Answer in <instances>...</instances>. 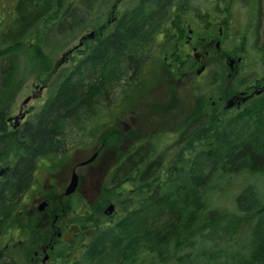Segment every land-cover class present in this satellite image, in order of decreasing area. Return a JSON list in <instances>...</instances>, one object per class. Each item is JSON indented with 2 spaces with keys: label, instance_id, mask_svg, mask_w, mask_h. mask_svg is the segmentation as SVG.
<instances>
[{
  "label": "trees",
  "instance_id": "16d2710c",
  "mask_svg": "<svg viewBox=\"0 0 264 264\" xmlns=\"http://www.w3.org/2000/svg\"><path fill=\"white\" fill-rule=\"evenodd\" d=\"M108 1L0 0V167L8 166L0 176L4 228L17 194L34 181L38 159H59L74 127L92 135L93 116L114 84L127 83L122 103L142 80L145 40L169 31L161 26L172 4L130 1L107 35H100L98 26L95 37L84 40L86 51L76 64L52 65L43 48L47 42L53 41L54 52L61 50L82 32L86 15L95 13L99 21ZM248 25L251 36L243 25L240 43L253 35L263 62L261 21ZM240 43L219 57L243 58ZM39 71L51 73L42 116L37 110L21 128L8 131L10 97ZM217 76L213 83L224 78L222 72ZM238 83L242 87L245 81ZM196 98L173 132L128 134L134 141L117 149L99 198L90 208L74 210L70 223L76 227L68 239H57L52 264H264V94L239 109H221L203 94ZM110 202L114 212L108 220L103 208ZM28 228L34 244L38 228ZM0 264L18 261L0 247Z\"/></svg>",
  "mask_w": 264,
  "mask_h": 264
},
{
  "label": "rangeland",
  "instance_id": "374dc122",
  "mask_svg": "<svg viewBox=\"0 0 264 264\" xmlns=\"http://www.w3.org/2000/svg\"><path fill=\"white\" fill-rule=\"evenodd\" d=\"M212 1L213 0H192L190 4L187 3L189 9L186 11L184 9L183 12H179V14H182V16H186L188 14L186 18V24L190 25V28L194 29L191 34L192 41H195L196 37L199 35L211 36L212 34L217 33L220 25H218L217 22L211 23L207 21L208 18H214L216 14H210L207 16V18L203 19H195L192 17L195 16V11H191L190 9V6L194 5L196 9H202L203 12H205L208 7L211 8V4L214 2ZM127 2L130 3V0H122V2L117 5V0H109L101 8L100 15L98 17L99 21H94L96 16L95 13L91 15L89 13L86 15L85 24L81 30L82 32L77 34L75 39L61 50L54 52L53 41L50 43L49 40L46 45L49 43L50 44L48 46L45 45L43 48L45 49V47H47L45 51L47 53H51L49 57L52 60V65H55L57 61L60 60L62 52L78 42L79 37L82 34L89 32L92 29L94 30V33H97L98 29L96 28L98 26L102 28L101 31H108L114 24V21H112L110 24H107L106 20L111 17V13L113 15L120 14L121 7L124 8ZM132 2L134 1L132 0ZM96 8L98 7L96 6L95 9ZM171 13L173 14L174 12L172 11ZM83 16L85 15L83 14ZM105 23L106 26L104 25ZM222 26L224 27V30L222 36L220 37L221 52L230 53L234 51V47L240 43L241 39L239 38V34L243 29V23L230 21L226 23L228 30H225V25ZM168 29L170 32L173 31V37L175 38L177 35L174 30H172L171 27H168ZM161 31L162 33L159 34L160 36L156 35L154 32L153 35L145 40V52H148V57H145L147 62L144 72L141 74L142 80L138 85H136V87L134 86L135 88L133 87L131 91H128L129 93L127 96H125L126 99L122 101V103L120 101L123 98V89H128L127 83L121 80L119 84H114V89H111V91L108 92V100L103 101L104 105L100 104L98 108L99 111H97L93 116V123H95L94 133L87 136L81 130H78L74 127V129H72V131L66 136L67 139H65L64 142L67 146L66 151L61 157L58 156L59 159L46 157L38 159L34 173L35 178L39 180L36 182L37 186L33 181L32 185L24 194V200H18V202L20 201V208L24 213L28 212L31 202L38 196V185L40 187L39 190L42 192H49L50 190L48 188L51 186V184L53 185V190L58 188V192H60L61 184L58 185L57 180L55 181V179H58V181L59 179L62 180V177L65 176V173L69 174V167L73 162L78 161L79 158L91 156V154L94 152V146L98 145L101 139H106V143L108 144L107 146L109 147L110 151L107 155L108 163L102 172L103 177L101 176L102 178H100L99 182L93 180L94 185L97 186L104 182V176H106L105 174L108 173V168L111 167L116 156V141L119 139V132H122V135L126 136V138L128 134L131 135V137H134L133 135H135L136 132L151 133L162 130L173 132V130L178 125L176 122L180 123V121L183 120L184 112L187 114L194 105H197L198 100L196 96L203 94L207 101L214 100V103L217 101V106L220 107L221 103L218 101V96L225 89H233L234 87L232 86H235L239 80H242V82L245 81L247 83L253 76L260 77L264 72V66L261 64V56L258 55L254 49L253 36L248 40V42L246 41L244 43H240L242 47L245 46V54L243 58L241 56L240 60L234 61L235 66L233 70H230V73L231 71L233 72L228 80L226 76L227 72H229V66L226 63L225 56L219 57V53L202 56L205 63L204 69L200 73H196V68L199 67V64L195 62L194 55L188 51L180 55L171 53V46L169 43L172 42V40L166 41L164 38H166L165 36L167 33H165L163 29ZM183 41L184 37H181L180 40H177V42L180 43ZM58 44L59 42L55 43V45ZM156 46H159V49H157ZM85 51L86 49L84 45L79 49H74L72 52H70L69 58L67 57L68 55L65 56L62 64H60L61 67L67 68L73 66L76 64L78 59L83 57ZM160 53H164V55ZM185 56L186 63L179 69L177 63L180 61V58ZM234 58L236 59V56H234ZM221 61L223 65L221 64ZM199 63L201 64V62ZM183 72H187L186 75L183 76ZM221 72L224 74V78L217 81L216 83H213L215 81L214 78L218 77L217 73ZM50 76L51 73L49 71H39L38 75L32 74L28 76L25 81H23V83L15 89L14 95L11 96L12 98L10 97L11 101L9 103L10 106L8 107V113L11 115H17L19 109L24 110L26 108H31L30 110L32 111L28 115L27 120L30 119L33 113L36 112L41 105H43V102L47 97V90L49 88H45V85L49 81ZM177 80L180 81L176 85L175 81ZM88 81L89 80H86V82ZM41 84H44L43 88L45 89H42V93H39V87ZM26 96H29V99L26 103L22 104V101ZM124 124L128 126L126 129L121 128V125ZM109 138H111V141ZM133 141L134 140L127 138V143L124 145V148H126V146ZM101 152H103V150ZM93 164H95V162H93ZM82 169L79 167L76 170L77 172L82 173ZM52 174L58 175L49 179ZM48 181H50V185H47ZM93 195L94 197H92ZM87 196L89 198L87 199L89 207L86 208H90L93 202L99 198L100 194H97L96 189L90 194H87ZM68 200H71V202L69 201L71 209L66 210L65 217H71L74 213V210L77 209V211H79L81 210V207H84V198L79 195L70 197ZM13 202L14 201L10 199V196L7 197V205H10L11 207ZM13 215V217L7 218L8 227L5 228L4 226L2 227L3 223L0 217V228L2 227L0 235V247L8 253L14 254L18 264H26V255H31L34 248L33 245L38 242V240L36 241L33 239L34 244H32L31 237L33 232H30L31 230L28 228V225L30 224V227H35L37 229V219L32 217L30 222L28 220L26 221V223H28L26 228L27 231H24L23 234H19L21 236L22 243L18 244V240H10L12 231L9 230L13 227L11 225H16V223L20 218L22 219V217H19V215L16 216L15 213H13ZM24 219L26 218L24 217ZM71 226L72 225H70V227ZM36 232L40 231L37 229ZM68 233L71 232L66 230L64 236L69 238ZM16 237L18 238V235H16ZM5 244H7L6 247ZM53 262H55V259H52L51 263Z\"/></svg>",
  "mask_w": 264,
  "mask_h": 264
},
{
  "label": "flooded vegetation",
  "instance_id": "af4514ba",
  "mask_svg": "<svg viewBox=\"0 0 264 264\" xmlns=\"http://www.w3.org/2000/svg\"><path fill=\"white\" fill-rule=\"evenodd\" d=\"M130 1L132 2V0ZM133 1L135 2V0ZM213 1H212L213 3L211 4V8L208 7V9L205 12H203L202 9H198V8L196 9L194 5L190 6L191 11H195V16H192L195 19H201V18L203 19V18H207V16L210 14H216V16L212 18L213 20L208 18L207 21L211 23L217 22V24L220 25V27L217 30V33L212 34L211 36L199 35L198 37H196L195 41L191 40L192 38L191 34H192V31H194V29L190 28V25L186 24V21H187L186 18L188 14L186 16H182V14L178 15V12H183L184 9L185 11L189 9L187 3L190 4L192 0H164L163 1L166 4H172L173 7H175L174 9H172L174 13L173 14L171 13V15L166 16L167 21H166L165 26H161L162 28L171 27V29L174 30V32L177 35L174 38L173 31L165 32L167 34L165 36L166 38L164 39L166 41L172 40V42L169 43L171 46L170 52L173 54H177V55L186 53L187 51L189 53H192L194 55V60L197 64H199V67H200L199 62H201V64L202 63L205 64L202 56H208L209 54H213V53L214 54L219 53V55L223 54L221 52V43H220L221 41L220 37L222 36L223 30H224V27L222 25H225V30L226 29L228 30V26H226V23L230 21H236L238 23L242 22L244 27L249 30L248 32H250L248 36H251V32H252L250 31L252 28L248 25V22L251 21L253 23H256L258 21H261V25L259 27V35L261 37H264V0H213ZM121 2L122 0H117V5L120 4ZM120 17H121L120 14L113 15L111 13V17L108 18L106 22L107 24H110L112 21L116 22V20H120ZM104 25L106 26V23ZM160 33H162V31L161 32L158 31L156 35L160 36L159 35ZM99 34L104 37L108 33L107 31L106 32L101 31ZM181 37H184V41L181 43L177 42V40H180ZM156 47L157 49H159V46H156ZM160 54L164 55V53H160ZM183 55H186V54H183ZM67 57L69 58L70 54ZM226 57L227 56H225V58ZM185 59H186V56L180 58V61L177 63L179 69L186 63ZM227 60L228 58H226V63L229 66ZM263 62H264V57H263ZM263 62H261V64ZM234 66L235 65L233 63L232 67ZM262 66H264V64H262ZM197 69L198 68H196V70ZM232 72L233 71H231L230 73V68H229V72H227V76L230 77L232 75ZM186 73L187 72H183V76L186 75ZM179 81L180 80L175 81V84L177 85ZM47 85H48V82L46 83L45 88L48 87ZM43 87H44V84H41L39 87V93H42L41 90L45 89ZM232 87H234L233 88L234 90L232 88L230 90L227 88L218 96L219 98L218 101H220L221 103L220 104L221 109L228 108L226 107V104L230 96L239 97L238 99L234 100V104L232 106V109L234 108L239 109L246 101L252 99L255 95L264 94V72L260 77L253 76L251 80L249 79L247 83L245 82V84L242 87L237 86V85L232 86ZM214 102H215L214 100L211 101L213 105H215ZM30 109L28 108L24 110L19 109L17 114H19L22 111L25 112V114L19 120L18 124H15L14 118H12L11 120H8V117L14 116L16 114L11 115L8 112L5 114L4 124L7 127L8 131H16L18 128H21V126L24 125L29 120V119L27 120V118H28V115L32 111ZM39 109H38V117H41L42 112ZM127 127L128 126H126L125 124L121 125L122 129H126ZM118 138L119 139L116 141V145H117L116 148L117 149L124 148V145L127 143L126 136L122 135V132H119ZM109 140H111V138H109ZM107 145L108 144L106 143V139H101L99 144L94 146V152L91 154V156L79 158L78 161L73 162L72 165L69 167L70 169L69 174L65 173V176L62 177V180L59 179L58 181V179H55V181L57 180L58 185L61 184L60 192H58V188L56 190H53V185L50 183V181H48L47 183V185L51 184V186L48 188L50 190L49 192L40 191L39 190L40 187L38 185V196L36 197V199H34L31 202L27 213H24L23 210L20 208V201L24 200L25 198L24 194L26 193L27 190H24L23 192L20 191L17 194L18 197L16 196V198H19L20 201L17 203L15 209L13 210V213H15L16 216L18 215L19 217L21 216L22 219L20 218L19 221L16 223V225H11L13 227L9 231H12L13 233V230H14V233L13 234L11 233L10 240L11 241L18 240V244L22 243L21 236L19 234L21 233L23 234L24 231H27L26 228H27L28 223H26V221L28 220L30 222V219L32 217L37 219L38 231H40L38 232V242L34 244V248L32 250L31 255L28 256L26 260V264H52L51 263L52 259H55L52 255H53V250L55 248L57 239H62V237L65 239H68V237L64 236L65 231L66 230L73 231L74 228L76 227L75 224L70 223V220H71L70 217H65L66 210L71 209V205L69 203L67 205L68 198L73 197V196H78V195L84 198L83 200L84 207H81V210H82L83 208L85 209L86 207H89L88 201H87V199L89 198L87 194H90L92 191L96 189H97V194L98 193L100 194L101 185H98V186L94 185L93 180L99 182L100 178L103 177L102 172H103L104 167L108 163L107 155L109 154V151H110ZM102 150L103 152H101ZM116 155H117V152H116ZM115 161L116 159L114 158L112 165L115 163ZM93 162H95V164H93ZM3 167H5L4 172H7L8 166H3ZM79 167L80 169L83 168L82 173L77 172L76 169H78ZM4 172L2 173L4 174ZM73 174H76L77 184L75 186V189L72 192L66 194L65 193L66 187L68 183L70 182L71 178L73 177ZM57 175L58 174H52L51 177H49V179L52 177H56ZM104 179H105V176H104ZM37 181L39 180H37L34 175L35 185ZM92 197H94V195ZM103 211L105 212V207L103 208ZM113 212H114V209L113 211H111L109 215H107L109 218L108 220L111 219V215L113 214ZM24 217L26 219H24ZM70 225L72 226L70 227ZM71 233H68V236H71ZM16 235H18V238L16 237ZM6 246L7 244H5V247ZM5 253L8 255L10 254L7 251H5ZM12 255L15 256L14 254Z\"/></svg>",
  "mask_w": 264,
  "mask_h": 264
},
{
  "label": "water",
  "instance_id": "95a60500",
  "mask_svg": "<svg viewBox=\"0 0 264 264\" xmlns=\"http://www.w3.org/2000/svg\"><path fill=\"white\" fill-rule=\"evenodd\" d=\"M94 36V31L93 30H90L89 32H86L85 34L81 35L80 38H79V41L77 44L73 45L72 47L68 48L67 50H65L63 53H62V57L60 59V61L56 64L57 66L60 65V63L64 60V56L68 55L73 49L79 47L80 45H82L83 43V40L88 38V37H93ZM239 58H237V60H239ZM234 63V58H229L228 59V64L230 66V69L233 70V67H232V64ZM204 68L203 65H201L197 70L196 72L197 73H200L202 71V69ZM239 97H234V96H230L227 100V104H226V107H230L232 106V104L234 103V100L238 99ZM29 99V96H26L22 103H26ZM244 99V98H243ZM25 112H20L19 114L17 115H14V116H11V117H8V120H11L12 118H14L15 120V124H18L19 122V119L22 118L24 116ZM4 171V168H1L0 169V174ZM77 184V177H76V174H73V177L71 178L70 182L68 183L67 187H66V190H65V193L68 194L70 192H72L74 189H75V186ZM114 209V205L112 203H109L106 208H105V212L106 213H111V211Z\"/></svg>",
  "mask_w": 264,
  "mask_h": 264
}]
</instances>
